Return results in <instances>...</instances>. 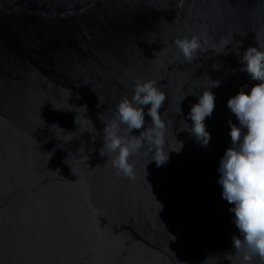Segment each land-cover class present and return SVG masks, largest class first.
<instances>
[{"label":"water","instance_id":"water-1","mask_svg":"<svg viewBox=\"0 0 264 264\" xmlns=\"http://www.w3.org/2000/svg\"><path fill=\"white\" fill-rule=\"evenodd\" d=\"M193 35L207 51L187 61L175 41ZM238 41L264 45V0H0V264H241L225 257L239 232L218 183L227 101L257 83ZM148 79L166 93L165 152L183 147L162 166L141 149L130 179L99 149ZM206 88L202 146L183 129Z\"/></svg>","mask_w":264,"mask_h":264},{"label":"clouds","instance_id":"clouds-1","mask_svg":"<svg viewBox=\"0 0 264 264\" xmlns=\"http://www.w3.org/2000/svg\"><path fill=\"white\" fill-rule=\"evenodd\" d=\"M179 6L182 7V4ZM175 44L187 61H191L197 51H207L195 35L177 39ZM229 44L230 41L222 40L220 48L215 50L216 54H227L224 49ZM241 44L242 41H238L236 45L242 63L240 70L246 71L250 79L257 83L252 85L250 92L244 91L247 84L242 85L240 91L227 101V107L237 118L238 124L231 119L228 121L231 144L220 159L218 183L223 189V199L233 205L229 211L234 213V224L239 235L232 236V251L226 252L225 257L231 259L235 256L241 264H253L254 259L259 258L264 264V45H259L257 41L256 46H249L240 54ZM214 81L211 88L220 84L219 80ZM211 88L199 94L198 101L191 105L184 119L187 124L190 119L191 124L190 128L183 130H187L202 146H207L211 138L205 124L206 117H210L215 108V94L210 91ZM188 95L196 96L197 93L188 92L182 101ZM165 100L166 93L157 85V81H138L132 97L124 96L116 105L113 119L104 122L99 155L111 159L117 174L135 179L130 157L141 149H148L153 154L157 166L167 162L170 151L179 152L182 149L183 143L180 141L179 149L165 152V135L171 123L161 116ZM80 107L87 111L86 105ZM145 108L151 117L148 127H145ZM122 125L126 134L121 132ZM53 126L62 129L58 125ZM134 130L139 135H134Z\"/></svg>","mask_w":264,"mask_h":264}]
</instances>
